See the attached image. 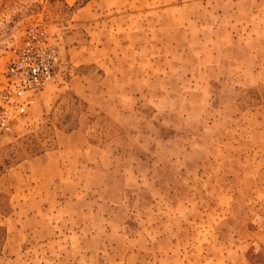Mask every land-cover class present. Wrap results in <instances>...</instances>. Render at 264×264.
<instances>
[{"label": "rangeland", "instance_id": "374dc122", "mask_svg": "<svg viewBox=\"0 0 264 264\" xmlns=\"http://www.w3.org/2000/svg\"><path fill=\"white\" fill-rule=\"evenodd\" d=\"M33 25L59 62L0 137V264H264V0H0V76Z\"/></svg>", "mask_w": 264, "mask_h": 264}, {"label": "built area", "instance_id": "2783aa9c", "mask_svg": "<svg viewBox=\"0 0 264 264\" xmlns=\"http://www.w3.org/2000/svg\"><path fill=\"white\" fill-rule=\"evenodd\" d=\"M58 62L56 45L40 25L23 31L0 76V137L25 115Z\"/></svg>", "mask_w": 264, "mask_h": 264}, {"label": "crops", "instance_id": "0c3cea01", "mask_svg": "<svg viewBox=\"0 0 264 264\" xmlns=\"http://www.w3.org/2000/svg\"><path fill=\"white\" fill-rule=\"evenodd\" d=\"M73 135V134H72ZM43 156H37L29 161V165H34L37 161L42 159ZM23 167L22 165H16V167ZM14 169L11 170L13 172ZM43 203L50 204L51 199L49 198L48 201L45 199L43 200ZM17 213L15 210H12V212L8 213L7 215H0V227L2 228V239H1V245H0V258L4 253L9 254L11 257L9 258V262L13 263L20 259V252L21 248H16L18 246H15L13 244H10L8 241H13L11 238L14 237L16 229L13 228L11 225H8V221L12 219V217H16ZM14 220V219H12ZM11 237V238H10Z\"/></svg>", "mask_w": 264, "mask_h": 264}]
</instances>
